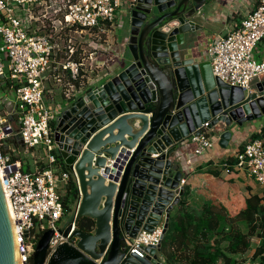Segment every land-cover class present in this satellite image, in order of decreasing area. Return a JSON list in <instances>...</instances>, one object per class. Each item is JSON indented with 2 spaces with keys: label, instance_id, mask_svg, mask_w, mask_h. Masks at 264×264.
<instances>
[{
  "label": "water",
  "instance_id": "95a60500",
  "mask_svg": "<svg viewBox=\"0 0 264 264\" xmlns=\"http://www.w3.org/2000/svg\"><path fill=\"white\" fill-rule=\"evenodd\" d=\"M208 1L129 0V57L66 100L52 125L56 152L78 195L73 218L58 232L66 236L73 224L74 242L59 241L48 253L53 232L44 230L31 264H165L161 241L139 256L126 252L124 239L152 231L163 217L167 228L170 209L184 192L180 146L208 122L209 130L222 126L215 132L226 148L236 127L264 114V78L244 91L213 76L209 60L192 56L194 23ZM3 102L0 97V109ZM9 117L15 121L10 138L24 147L17 115ZM0 264H18L1 180Z\"/></svg>",
  "mask_w": 264,
  "mask_h": 264
},
{
  "label": "built area",
  "instance_id": "2783aa9c",
  "mask_svg": "<svg viewBox=\"0 0 264 264\" xmlns=\"http://www.w3.org/2000/svg\"><path fill=\"white\" fill-rule=\"evenodd\" d=\"M48 2V3H47ZM122 0H0V12L4 21L0 23V77L6 71L14 87L13 112L3 114L0 111V180L13 220L18 264H31V255L40 234L52 230L48 253L61 241L73 243L70 234L58 232L57 223L68 212L59 190H63L67 180L72 177L69 171L58 169L53 139V126L57 112L43 103V77L51 64L53 44L46 33H28L16 16V6L43 4L61 13L53 18L58 29L80 28L91 30L110 25L115 18ZM124 12V9H122ZM121 11V12H122ZM264 40V0H258L255 7L241 20L240 25L216 37L207 48L213 76L232 86L249 91L254 79L264 75V54L254 57L257 43ZM67 51L60 68L69 73L65 95L75 91L77 80L88 79V75L102 65L92 53L76 60L75 44L67 40ZM91 61L87 63L88 61ZM83 81V83H84ZM82 83V84H83ZM74 85V86H73ZM77 89V88H76ZM12 114L17 115L18 133L26 148L44 150L46 164L35 166L31 171L22 169L20 159L13 158L4 149L6 141L15 134ZM208 122L202 123L189 136L194 153L202 154L214 145L208 133ZM42 153L43 151L40 150ZM228 171L229 164H225ZM234 166L246 172L247 176L258 184L264 185V140H249L242 149L234 151ZM181 179L180 183H183ZM164 221L154 226L150 232L140 231L135 237L124 239L126 252L143 255V247L157 246L164 233ZM27 232V234H25Z\"/></svg>",
  "mask_w": 264,
  "mask_h": 264
},
{
  "label": "crops",
  "instance_id": "0c3cea01",
  "mask_svg": "<svg viewBox=\"0 0 264 264\" xmlns=\"http://www.w3.org/2000/svg\"><path fill=\"white\" fill-rule=\"evenodd\" d=\"M257 2L258 0H209L206 2L203 13L194 23L198 29L193 32L195 38L191 36L192 56L197 59L205 58L208 60L206 51L212 41L216 37L224 36L237 28L241 20L256 6ZM122 3L126 7L129 0H122ZM49 9L51 10L49 11ZM14 12L20 18L26 32L30 34L42 32L51 38L54 48L51 54V64L42 81L43 103L56 112L66 100L81 89L92 82L96 83L108 72L118 70L120 59L129 57L125 48L126 35L123 34L120 37L117 34L125 25L123 11L113 19L110 25L104 24L101 28L91 30L58 29L52 20L55 17H61V13H53L52 7L47 8L43 4L19 5L15 7ZM3 21L4 14L0 12V23ZM68 39L75 44L76 50L72 56L74 59L78 60L82 56L86 57L92 53L96 60L99 57L98 61L103 62L93 73L86 74L88 79L84 81L82 78L74 82L75 91L71 96L65 95L66 84L70 81L69 73L62 70L59 65L61 58L66 55ZM253 53L256 59L261 58L264 54V40L257 43ZM263 78L264 75H261L254 79L250 90L257 80ZM13 89V84L6 71L5 75L0 77V94L1 98L4 99L0 109L1 113L13 112L11 109H14L16 103ZM53 121L50 122L51 125H53ZM263 125L264 114L257 119L244 122L241 127H236L233 130V135L226 148L220 147L217 143L218 133L215 130L218 128L222 130V126L208 130L209 135L214 140V145L202 154L194 153L195 145L192 142L188 141V143L181 145L178 166L182 173L181 179L184 181L180 185H183L184 191L186 190L187 193L182 195L178 202L182 197H185L189 206L201 208L206 201H209L217 206L225 207L229 214L234 215L245 207L246 197L257 194L261 197L260 206L264 211V185L258 184L254 179L248 177L244 170L234 166V151L242 148L245 143L251 140L249 139L250 136L259 132ZM5 145L7 146L6 151L8 149L14 158L21 160L22 167L28 169L26 171L33 170L37 165L44 167L46 164L43 149L21 147L17 142H14L13 138H9ZM226 163L229 164L228 171H226ZM58 169L65 170L59 164ZM66 189L63 191L65 192ZM76 201L78 202V197ZM178 202L172 206L169 214L174 211ZM165 218L163 217L161 221H164ZM159 255L164 263L168 264L160 253ZM243 257L245 260L242 264H264V244L262 245L261 237H252L250 247ZM216 264H222V260L219 258Z\"/></svg>",
  "mask_w": 264,
  "mask_h": 264
},
{
  "label": "trees",
  "instance_id": "16d2710c",
  "mask_svg": "<svg viewBox=\"0 0 264 264\" xmlns=\"http://www.w3.org/2000/svg\"><path fill=\"white\" fill-rule=\"evenodd\" d=\"M254 138L264 139V125L249 139ZM54 153L56 162L67 171L58 153ZM64 189L65 200L62 201L69 206L78 197L72 177L67 180ZM186 193L185 190L183 195ZM260 200L257 194L246 197L245 207L231 215L225 207L209 201L201 208H194L182 197L170 213L161 239L160 254L168 264H216L219 258L222 264H242L252 237H261L264 244V211ZM90 224V221H85L79 226L87 228Z\"/></svg>",
  "mask_w": 264,
  "mask_h": 264
},
{
  "label": "rangeland",
  "instance_id": "374dc122",
  "mask_svg": "<svg viewBox=\"0 0 264 264\" xmlns=\"http://www.w3.org/2000/svg\"><path fill=\"white\" fill-rule=\"evenodd\" d=\"M124 7H125L124 3L121 2V6L117 9V11L115 13V18L119 16V14L121 13L122 9H124ZM50 10L51 9H49V11ZM122 21H123V19H122ZM124 23H125L124 28H121L120 31L117 32V34L120 37L125 33V28H126L125 27L126 26V18L125 17H124ZM118 39H120V38L118 37ZM98 59H99V57H98ZM60 61H64V57L61 58ZM89 62H91V61L89 60L87 63H89ZM0 97H1V94H0ZM59 193H60L62 199L65 200V197H64L65 196V192L63 190H59ZM76 204H77V201L73 200L72 202L69 203V206L68 205L66 206L68 212H66L64 214V216L62 217L61 221L57 223L58 227H64L65 224L68 222V220L73 218V215H74V212H75V208H76Z\"/></svg>",
  "mask_w": 264,
  "mask_h": 264
},
{
  "label": "flooded vegetation",
  "instance_id": "af4514ba",
  "mask_svg": "<svg viewBox=\"0 0 264 264\" xmlns=\"http://www.w3.org/2000/svg\"><path fill=\"white\" fill-rule=\"evenodd\" d=\"M126 45H127V44L125 43V48H126Z\"/></svg>",
  "mask_w": 264,
  "mask_h": 264
}]
</instances>
